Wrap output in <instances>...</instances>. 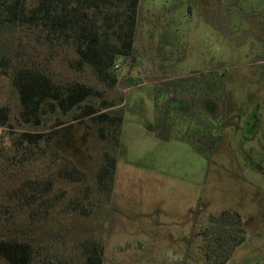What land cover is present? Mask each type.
<instances>
[{
    "label": "rangeland",
    "instance_id": "1",
    "mask_svg": "<svg viewBox=\"0 0 264 264\" xmlns=\"http://www.w3.org/2000/svg\"><path fill=\"white\" fill-rule=\"evenodd\" d=\"M69 53L47 60L46 47L0 27V59L31 58L61 79L101 87L90 68L69 66ZM219 76L225 95L206 112ZM109 93L125 98L111 199L98 190L96 173L114 143L87 119L92 127L77 123L54 140L86 180L56 177L50 153L20 162V152L0 179V203L8 206L0 207V238L29 240L41 256L74 264H82L80 244L88 238L104 242V264H264V0H141L131 71ZM0 104L10 107L16 131L42 129L20 123L18 94L1 73ZM50 176L48 218H30L29 206L3 196ZM87 185L91 214L65 211ZM225 209L241 214L242 231L236 219H212Z\"/></svg>",
    "mask_w": 264,
    "mask_h": 264
},
{
    "label": "trees",
    "instance_id": "2",
    "mask_svg": "<svg viewBox=\"0 0 264 264\" xmlns=\"http://www.w3.org/2000/svg\"><path fill=\"white\" fill-rule=\"evenodd\" d=\"M141 0H0V27L15 33H24L37 44L47 48V60L62 52H74L68 58L70 67L77 70L90 68L101 83V87L77 79L64 80L56 76L45 62L18 57L0 59V73L11 79L21 105L20 123L41 127L35 131H16L11 109L0 104V128L5 131L12 155H8L6 138H0V179L15 165L18 154L23 160L33 155L41 157L50 153L51 166H55L56 177L72 183L86 180L87 172L74 157H69L54 145L55 137L70 132L77 123L90 119L98 127L101 139L111 138L114 150L103 151V163L96 173L97 188L107 200L113 194L117 151L121 143L124 122L123 96L113 97L109 92L122 82L120 72L115 68L119 61L124 63L134 51L136 28ZM22 51L18 53L19 56ZM219 76L211 85L209 97L219 101L225 95ZM224 79V78H223ZM219 81V82H218ZM124 82V81H123ZM130 86H126L129 88ZM50 113H58L49 119ZM2 133V132H1ZM0 133V134H1ZM53 176L45 179H28L4 193L6 200L18 199L21 208L29 206V216L41 215L48 218L50 203L48 194L54 188ZM91 188L86 186L85 194L69 200L65 211L89 216L88 206ZM61 196L54 202L60 201ZM39 203V206L34 204ZM8 207L0 203V207ZM43 206L45 209H43ZM43 209V211H42ZM8 211V208H6ZM213 220L233 223L236 219L243 230L242 216L238 212L223 210ZM238 243H241L238 241ZM82 264H104L105 244L88 238L81 242ZM210 254H208V257ZM0 262L6 264H74L68 260L41 256L35 244L17 237L0 238Z\"/></svg>",
    "mask_w": 264,
    "mask_h": 264
},
{
    "label": "built area",
    "instance_id": "3",
    "mask_svg": "<svg viewBox=\"0 0 264 264\" xmlns=\"http://www.w3.org/2000/svg\"><path fill=\"white\" fill-rule=\"evenodd\" d=\"M115 68L120 72V80H122L125 72L128 71L130 73L131 71V57L124 63H116Z\"/></svg>",
    "mask_w": 264,
    "mask_h": 264
},
{
    "label": "flooded vegetation",
    "instance_id": "4",
    "mask_svg": "<svg viewBox=\"0 0 264 264\" xmlns=\"http://www.w3.org/2000/svg\"><path fill=\"white\" fill-rule=\"evenodd\" d=\"M186 97L185 98H187V100L189 101V105L192 103V100H191V98L188 96V95H185ZM202 101H203V99L202 100H200V102L202 103ZM207 101H210L211 103H212V107H210L209 109L207 108L206 110H204V111H208V110H213V111H216L217 110V108H218V105L220 104V102L217 100V99H215V98H211V97H209V98H207Z\"/></svg>",
    "mask_w": 264,
    "mask_h": 264
}]
</instances>
